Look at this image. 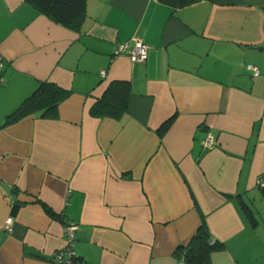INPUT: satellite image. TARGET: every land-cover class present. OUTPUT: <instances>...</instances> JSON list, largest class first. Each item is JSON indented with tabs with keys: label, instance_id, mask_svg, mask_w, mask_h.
<instances>
[{
	"label": "crops",
	"instance_id": "obj_1",
	"mask_svg": "<svg viewBox=\"0 0 264 264\" xmlns=\"http://www.w3.org/2000/svg\"><path fill=\"white\" fill-rule=\"evenodd\" d=\"M85 7L72 30L0 0V264H56L66 220L80 264H186L176 249L202 218L224 246L212 264H264V0ZM133 38L142 63L115 55ZM118 80L126 112L93 116ZM41 82L70 92L57 118L7 123Z\"/></svg>",
	"mask_w": 264,
	"mask_h": 264
},
{
	"label": "trees",
	"instance_id": "obj_2",
	"mask_svg": "<svg viewBox=\"0 0 264 264\" xmlns=\"http://www.w3.org/2000/svg\"><path fill=\"white\" fill-rule=\"evenodd\" d=\"M174 8L190 5L197 0H159ZM39 13L50 20L72 30H79L85 20L86 0H26ZM131 87L127 81H112L102 96L91 108L95 117L120 118L127 110ZM70 92L54 83L41 82L38 88L22 103L12 115L8 116L7 123L20 118L40 113L47 119L58 116V105L69 96ZM176 114L166 119L157 129L161 138L174 122ZM224 246L213 240L206 226L204 218L196 232L185 246L176 249V256L186 264H212V254L220 251ZM76 257V263H78Z\"/></svg>",
	"mask_w": 264,
	"mask_h": 264
},
{
	"label": "built area",
	"instance_id": "obj_3",
	"mask_svg": "<svg viewBox=\"0 0 264 264\" xmlns=\"http://www.w3.org/2000/svg\"><path fill=\"white\" fill-rule=\"evenodd\" d=\"M148 46L138 38H133L130 41L118 44L115 49V55L125 54L129 57L133 63H142L146 60ZM247 68L252 72L253 75L259 73L258 67L254 65H247ZM1 71V65H0ZM105 72L101 71L103 75ZM1 74V73H0ZM216 143V140L212 132L208 131L205 137L201 140V144L205 148H212ZM258 186L264 187V178H260L257 181ZM13 222L12 217H8L4 225L5 229L10 230ZM77 224L73 221L66 220L63 227L65 245L54 252V262L56 264H75L76 253H75V230Z\"/></svg>",
	"mask_w": 264,
	"mask_h": 264
}]
</instances>
